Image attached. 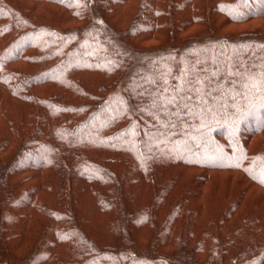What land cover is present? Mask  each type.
Instances as JSON below:
<instances>
[{
  "label": "trees",
  "instance_id": "1",
  "mask_svg": "<svg viewBox=\"0 0 264 264\" xmlns=\"http://www.w3.org/2000/svg\"><path fill=\"white\" fill-rule=\"evenodd\" d=\"M0 264H264V0H0Z\"/></svg>",
  "mask_w": 264,
  "mask_h": 264
},
{
  "label": "rangeland",
  "instance_id": "2",
  "mask_svg": "<svg viewBox=\"0 0 264 264\" xmlns=\"http://www.w3.org/2000/svg\"><path fill=\"white\" fill-rule=\"evenodd\" d=\"M36 157V156H35Z\"/></svg>",
  "mask_w": 264,
  "mask_h": 264
}]
</instances>
